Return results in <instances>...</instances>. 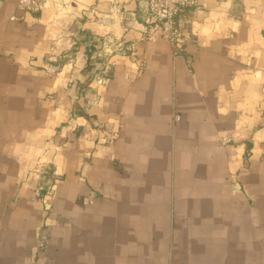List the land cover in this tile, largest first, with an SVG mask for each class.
<instances>
[{
    "label": "crops",
    "instance_id": "obj_1",
    "mask_svg": "<svg viewBox=\"0 0 264 264\" xmlns=\"http://www.w3.org/2000/svg\"><path fill=\"white\" fill-rule=\"evenodd\" d=\"M144 10L0 0V264H264V0Z\"/></svg>",
    "mask_w": 264,
    "mask_h": 264
},
{
    "label": "built area",
    "instance_id": "obj_2",
    "mask_svg": "<svg viewBox=\"0 0 264 264\" xmlns=\"http://www.w3.org/2000/svg\"><path fill=\"white\" fill-rule=\"evenodd\" d=\"M200 0H145L144 38L149 41H157L159 37L177 44L180 33L176 27L177 15L185 7L197 6ZM44 0H18V7L25 13L34 12L42 8ZM120 12V11H119ZM13 18H17L14 16ZM123 37H114L111 33L103 40V50L106 54L123 51ZM182 42V41H181ZM107 67V66H106ZM94 134L98 143L114 145L120 136V131L108 124L97 123L94 126Z\"/></svg>",
    "mask_w": 264,
    "mask_h": 264
}]
</instances>
